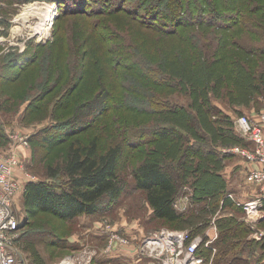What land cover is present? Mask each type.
<instances>
[{"label": "rangeland", "instance_id": "obj_1", "mask_svg": "<svg viewBox=\"0 0 264 264\" xmlns=\"http://www.w3.org/2000/svg\"><path fill=\"white\" fill-rule=\"evenodd\" d=\"M158 1L152 8L143 0H0V163L8 159L15 162L11 180L17 188L12 201L16 214L21 216L26 211L24 184L48 179L42 174L63 162L75 139L87 143L97 138L101 149L114 139L125 150L131 147L123 161L127 172L148 157L146 147L152 133L162 127L158 123L163 118L160 114L177 106L187 108L189 103L177 81L162 73V62H189L202 51L215 73L225 76L227 82L235 61L256 73L264 68V0H178L176 13L161 5L170 0ZM202 2L211 12L215 7L225 10L222 15L232 16V21H213L209 15L198 16L202 19L195 21L190 14L197 13L193 8ZM45 4H51L55 13L42 37L31 30L40 22L37 17L22 15L25 21L19 17L25 8ZM177 20L181 25L175 32H162L172 31L169 25ZM102 92L109 94L104 110L93 116L84 112L81 117V110ZM214 104L234 122L240 116L256 122L263 118L264 99L260 97L250 107L234 108L239 116L219 101ZM41 115L44 118L38 120ZM81 118L84 121L80 122ZM50 126L57 128L42 136L45 128L52 129ZM236 128L234 124L233 134L241 145L234 147L255 150ZM125 129L142 133L140 145L119 135ZM52 132L51 141H46L45 134ZM69 135L66 141H60ZM145 140L148 144L143 143ZM234 147H219L218 152L226 156V193L235 200V208L216 215L204 231L207 240L202 243L211 248L212 256L203 264H211L216 257L219 264H224L226 258H233L241 250L251 263L264 264L259 247L264 237L258 239L264 236V212L261 218H252L243 207L255 199L248 196L256 191L242 169L245 159L232 152ZM198 154L194 151L190 156L198 158ZM62 179L59 176L56 181ZM132 185H127L115 203L101 200L104 213L81 214L70 220L36 209L25 215L15 247L30 264H56L65 258H72L75 264H175L177 258L166 245L150 251L148 243L157 239L161 242L177 231L157 225L152 209ZM179 191L175 209L196 211L198 194L188 185ZM223 216L243 223V242L249 246L243 249V242L234 243L222 256L217 252L222 244H214L218 238L214 221ZM223 247L226 249V245ZM178 258L183 260L184 254Z\"/></svg>", "mask_w": 264, "mask_h": 264}, {"label": "trees", "instance_id": "obj_2", "mask_svg": "<svg viewBox=\"0 0 264 264\" xmlns=\"http://www.w3.org/2000/svg\"><path fill=\"white\" fill-rule=\"evenodd\" d=\"M143 1L152 8L159 2ZM170 1L161 2V5L166 4L168 10L176 13L174 11L179 8V2ZM201 4L193 8L197 13L190 14L192 18L195 17V21L202 19H198V16L206 15L213 21H224L225 18L232 21V16L222 15L225 10L215 7L211 12L212 9L210 10L208 5L203 2ZM190 22H193V19ZM178 25H181L179 20L169 25L172 31H169L170 28L161 30L165 34L173 33ZM196 56V60L189 62H162V73L177 81L180 93L189 98V103L187 108L177 106L174 111H163L160 114L163 118L158 123H161L162 127L152 133V141L148 142L149 144L146 140L143 142L148 144V157L142 163L127 172L123 161L132 148L125 150V146L117 139L104 149H101L97 138L93 137L87 143L75 139L69 144L63 162L55 168H48L42 174L48 179L26 185L23 194L26 212L30 215L38 209L70 220L81 214L104 213L99 202L106 198L114 203L119 201L127 185L132 182V189L139 193L152 209L158 226L174 231H187L191 240L200 236L203 237L202 242L207 240L204 231L212 219L225 210L235 208V201L226 193L228 185L223 174L226 164L223 159L226 156H221L218 148L241 145L240 140L233 134V119L217 107L214 101H219L233 113L241 115L233 109L250 107L258 97L264 99V68L256 73L244 63L235 61L230 68V82H227L225 76L215 73L214 65L205 58L204 52L199 51ZM108 96L107 92L99 94L81 110V117H84V112L93 116L104 110ZM42 118L43 115L38 120ZM82 121L84 119L81 118L80 122ZM50 127L51 130L49 127L43 130L42 136L57 128ZM53 133L45 134L46 141H51ZM62 135L64 134H61V137ZM119 135L126 141L130 139L134 145L141 143L142 133L137 131L130 132L125 129L121 130ZM70 136H63L60 141H66ZM203 146H208V149L204 150ZM194 151L198 152L200 157H191ZM59 176L63 179L57 182ZM184 185H188L193 193L198 194L199 204L196 211L183 213L174 207L179 190ZM214 223L218 229V238L214 244L218 247L222 244L216 249L218 253L220 251L219 255L223 256L234 243L238 245L245 239L246 229L238 219L223 216L217 217ZM202 242L196 253L208 262L212 250ZM245 243L241 244L243 249L249 246L248 242ZM225 245L226 249L223 247ZM252 246L251 243L248 250ZM259 247L264 253V241L259 243ZM241 251H237L233 258H226L224 264H254L248 257L240 254ZM216 258L211 264H219V257Z\"/></svg>", "mask_w": 264, "mask_h": 264}, {"label": "built area", "instance_id": "obj_3", "mask_svg": "<svg viewBox=\"0 0 264 264\" xmlns=\"http://www.w3.org/2000/svg\"><path fill=\"white\" fill-rule=\"evenodd\" d=\"M263 118L258 122L247 116H240L234 122L237 124L239 132L246 136L247 140L255 146V150H244L238 147L232 148L234 153L241 155L245 161L254 165L248 170V178L250 177L258 187L259 195L251 202L244 203L243 207L246 212L253 217H260L263 210L264 199V136L262 132L264 128V111ZM15 162L11 159L0 163V264H30L29 260L21 254L15 247V240L20 225L23 222L22 217L16 214L12 201L16 195V186L11 180V168ZM261 218V217H260ZM169 244L167 247L175 258V264H203L204 259L197 255V248L202 242L201 237L189 239L190 235L187 231L171 232L166 235ZM264 237L262 234L258 239ZM108 247V249L111 247ZM184 254V259L180 260L178 255ZM56 264H75L72 258H65Z\"/></svg>", "mask_w": 264, "mask_h": 264}, {"label": "bare ground", "instance_id": "obj_4", "mask_svg": "<svg viewBox=\"0 0 264 264\" xmlns=\"http://www.w3.org/2000/svg\"><path fill=\"white\" fill-rule=\"evenodd\" d=\"M54 13H55L54 7L51 4H45L43 5V7H39V8H35V7L34 8L29 7L28 9L25 8L23 10V13L20 14L19 18L21 21H25L26 19H23L24 16L25 18L26 16L37 17L40 22L39 24H37L38 26H36L31 30H33L35 34H40L43 37V35H45V32L47 31L48 27L51 24L52 16L54 15ZM168 242L170 243V241H168V238L165 237L161 240V242L159 239L153 242H149L148 247L150 251H154L159 247L169 244Z\"/></svg>", "mask_w": 264, "mask_h": 264}, {"label": "crops", "instance_id": "obj_5", "mask_svg": "<svg viewBox=\"0 0 264 264\" xmlns=\"http://www.w3.org/2000/svg\"><path fill=\"white\" fill-rule=\"evenodd\" d=\"M254 165H251V164H249V163H247L246 161L243 163V167H242V169L244 168V170H246V173L248 172V170L251 168V167H253ZM248 174V173H247ZM228 182V181H227ZM28 183H30V181H27V184ZM229 183V182H228ZM252 186H254L255 187V193H256V195H255V193L254 192H252V194L250 195V196H248V199H250V197H254V198H256L257 196H258V187L253 183V182H249ZM26 183L24 184V186H26L27 185ZM25 191V190H24ZM24 194V193H23ZM236 195H237V193H236ZM235 201V200H234ZM25 215H28V213L26 212V211H24L23 212V215H21L20 217H22V219H23V222H24V219H25ZM22 222V223H23ZM29 260V259H28Z\"/></svg>", "mask_w": 264, "mask_h": 264}]
</instances>
